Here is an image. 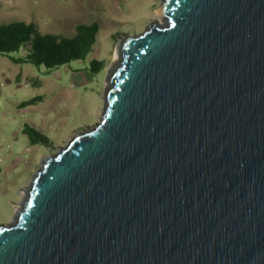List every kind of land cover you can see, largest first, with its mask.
<instances>
[{
    "label": "water",
    "instance_id": "95a60500",
    "mask_svg": "<svg viewBox=\"0 0 264 264\" xmlns=\"http://www.w3.org/2000/svg\"><path fill=\"white\" fill-rule=\"evenodd\" d=\"M157 14L0 224V264H264V0Z\"/></svg>",
    "mask_w": 264,
    "mask_h": 264
},
{
    "label": "rangeland",
    "instance_id": "374dc122",
    "mask_svg": "<svg viewBox=\"0 0 264 264\" xmlns=\"http://www.w3.org/2000/svg\"><path fill=\"white\" fill-rule=\"evenodd\" d=\"M159 4L160 0H0V23L33 22L42 33L66 36H72L79 23L98 24L88 55L48 74L42 66L14 63L0 54V224L11 220L41 160L99 120L105 76L116 61L113 54L121 38L156 22ZM91 60L100 61L95 72ZM36 97L33 103L21 104ZM25 125L51 143H30Z\"/></svg>",
    "mask_w": 264,
    "mask_h": 264
},
{
    "label": "trees",
    "instance_id": "16d2710c",
    "mask_svg": "<svg viewBox=\"0 0 264 264\" xmlns=\"http://www.w3.org/2000/svg\"><path fill=\"white\" fill-rule=\"evenodd\" d=\"M98 24L79 23L72 36L42 33L36 24L25 21L0 23V54L14 63H30L42 66L46 74L70 61L84 59L92 50L96 41ZM21 50L24 52L21 53ZM16 53V55H11ZM90 68L95 72L100 61L91 60ZM39 97L21 102L22 105L33 103ZM23 131L29 133L30 143L40 141L43 145L51 143L43 134L25 125Z\"/></svg>",
    "mask_w": 264,
    "mask_h": 264
},
{
    "label": "bare ground",
    "instance_id": "6f19581e",
    "mask_svg": "<svg viewBox=\"0 0 264 264\" xmlns=\"http://www.w3.org/2000/svg\"><path fill=\"white\" fill-rule=\"evenodd\" d=\"M160 21H163V19L162 18H160L159 16H158V14H157V19H156V22H160ZM116 52H118V50L116 51ZM116 52H114V59L116 58V56H117V53Z\"/></svg>",
    "mask_w": 264,
    "mask_h": 264
}]
</instances>
